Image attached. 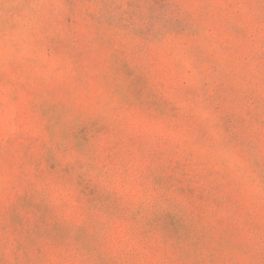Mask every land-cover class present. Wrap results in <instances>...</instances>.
Wrapping results in <instances>:
<instances>
[{
	"label": "rangeland",
	"instance_id": "1",
	"mask_svg": "<svg viewBox=\"0 0 264 264\" xmlns=\"http://www.w3.org/2000/svg\"><path fill=\"white\" fill-rule=\"evenodd\" d=\"M0 264H264V0H0Z\"/></svg>",
	"mask_w": 264,
	"mask_h": 264
}]
</instances>
